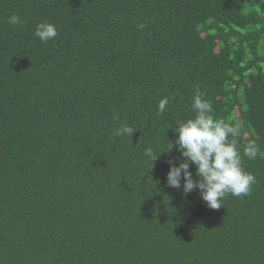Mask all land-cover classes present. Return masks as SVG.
<instances>
[{"label":"trees","instance_id":"trees-1","mask_svg":"<svg viewBox=\"0 0 264 264\" xmlns=\"http://www.w3.org/2000/svg\"><path fill=\"white\" fill-rule=\"evenodd\" d=\"M197 90L256 179L219 209L167 186L175 147L144 154L174 144ZM249 141L264 152V0H0V264H264Z\"/></svg>","mask_w":264,"mask_h":264},{"label":"clouds","instance_id":"clouds-1","mask_svg":"<svg viewBox=\"0 0 264 264\" xmlns=\"http://www.w3.org/2000/svg\"><path fill=\"white\" fill-rule=\"evenodd\" d=\"M8 23L20 24L21 19L12 15L8 18ZM35 36L41 42L47 43L57 36L56 26L48 22L38 23ZM168 104L167 97L161 99L157 106L158 112L163 114ZM191 109L193 117L178 122L173 129L177 137L174 144L168 142V149L158 153L151 147H146L144 154L152 165L161 153L170 152L175 147L183 159L179 163L175 159L168 161L167 186L180 189L183 180L184 194L199 190L201 199L209 208L219 209L222 207L221 201L228 194L236 197L248 195L256 179L242 167L237 144V138L242 134L240 127L215 118L212 104L199 90L192 97ZM133 133L132 127L125 123L116 130L115 135L132 136ZM243 156L254 160L258 157L264 158V152L255 141H249L244 145ZM193 165L196 168L195 180L190 171V166Z\"/></svg>","mask_w":264,"mask_h":264}]
</instances>
